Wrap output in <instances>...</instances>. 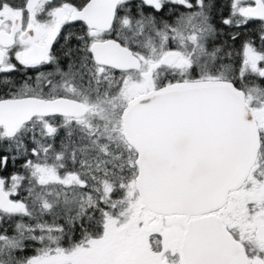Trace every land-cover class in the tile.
I'll return each mask as SVG.
<instances>
[{"label": "snow or ice", "instance_id": "6c2138e0", "mask_svg": "<svg viewBox=\"0 0 264 264\" xmlns=\"http://www.w3.org/2000/svg\"><path fill=\"white\" fill-rule=\"evenodd\" d=\"M0 264H264V0H0Z\"/></svg>", "mask_w": 264, "mask_h": 264}]
</instances>
